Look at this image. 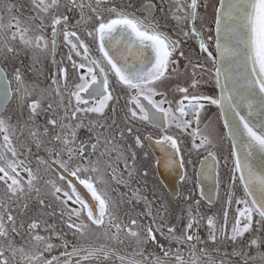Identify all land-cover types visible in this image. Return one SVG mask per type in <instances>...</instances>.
<instances>
[{"label": "snow or ice", "instance_id": "snow-or-ice-1", "mask_svg": "<svg viewBox=\"0 0 264 264\" xmlns=\"http://www.w3.org/2000/svg\"><path fill=\"white\" fill-rule=\"evenodd\" d=\"M27 5L0 0V264H264V0Z\"/></svg>", "mask_w": 264, "mask_h": 264}, {"label": "flooded vegetation", "instance_id": "flooded-vegetation-1", "mask_svg": "<svg viewBox=\"0 0 264 264\" xmlns=\"http://www.w3.org/2000/svg\"><path fill=\"white\" fill-rule=\"evenodd\" d=\"M13 2L23 4L21 11L28 12L27 0H13ZM145 2H147V0H137V4L145 3ZM5 18L7 19V16ZM212 90L216 91L214 89V85H213ZM214 114L218 115V109H216L215 107H212L209 112V115L213 117V120L216 119V116ZM219 127L222 129L221 121L219 122ZM161 172L163 173V169H161ZM161 178L164 179V185L162 186L163 187L162 194H167L171 196L176 191V185L172 182L171 178L168 176L167 173H163V176Z\"/></svg>", "mask_w": 264, "mask_h": 264}, {"label": "water", "instance_id": "water-1", "mask_svg": "<svg viewBox=\"0 0 264 264\" xmlns=\"http://www.w3.org/2000/svg\"><path fill=\"white\" fill-rule=\"evenodd\" d=\"M217 91V93H218V90H216ZM221 123H222V121H221Z\"/></svg>", "mask_w": 264, "mask_h": 264}]
</instances>
